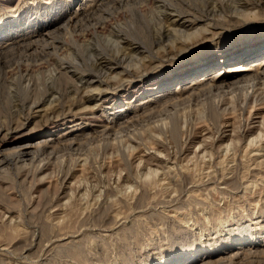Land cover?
I'll return each instance as SVG.
<instances>
[{"label": "rangeland", "instance_id": "374dc122", "mask_svg": "<svg viewBox=\"0 0 264 264\" xmlns=\"http://www.w3.org/2000/svg\"><path fill=\"white\" fill-rule=\"evenodd\" d=\"M46 1L0 0V20L33 3ZM76 1L82 0H75L72 7L76 6ZM245 1L248 2L246 6L231 4L236 7L213 13L224 23L215 27L213 35L209 33V20H203L196 29H184L182 34L170 36L155 45L154 51L165 52L179 40L189 38L174 47L172 54L162 58L163 62L152 71L155 72L153 75L169 70L173 66L171 63L182 64L190 58H198L210 51V47L225 34L238 32L241 25L254 26L259 31L264 29V0ZM154 12L158 13V8L154 7ZM231 18L237 24L228 23ZM110 29L101 36L103 48L93 44L97 46L95 58L106 57L113 63L115 52L123 55L126 51L118 42L117 30L113 33ZM132 34L128 35L129 41L145 43L144 37ZM89 38L84 43L78 42L86 45L92 41ZM67 46L59 52L63 61L73 57ZM128 56L124 64L129 68H138L148 59L145 52ZM157 64L154 62L146 71ZM50 69H46L45 76H40L49 78ZM97 70L89 65L80 72L84 79L92 75L94 80L99 77L104 84L94 83L78 91L70 90L67 95L58 87L45 98L38 93L36 96L43 99V108L39 109L57 107L59 101L63 110H70L76 116L86 118L91 111L100 116L111 103L109 99V103L105 101L100 105L101 97L106 95L104 90L110 88L111 92L113 87L112 84L108 87L105 80H117L121 71L118 68L114 71L102 69L99 73ZM89 90L98 94L93 93L91 99H87L85 95ZM263 90L245 101L244 98L241 100L243 96L238 98L239 101L228 100L221 110L231 111L235 117L238 105L244 103L247 110L243 116L246 118L252 106L258 108V102H264ZM131 98L127 97V100ZM16 108L13 121L24 122L27 109ZM91 108L93 110L89 111ZM202 110L191 111L183 117L184 127L174 143L163 139L161 133L146 123L122 132L110 142L96 138L85 141L73 154L72 151H61L57 158L44 160L40 169V163L36 161L31 165L30 161L20 163V169L14 164H2L0 264H159L173 255L187 256L194 249L201 254L208 247L226 250L224 248L231 246L226 251H233L236 243L245 237L256 242L243 247L251 245L252 248L253 245L256 249H264V240L257 242L264 239V109H253L256 114L250 125L243 117L241 120L235 118L237 121L233 120L231 126L220 130L186 127L188 122L194 124L206 118ZM49 111L39 112L40 116L28 123L26 130H33L35 121L44 123ZM0 120H6L3 114H0ZM6 128L0 127V135ZM259 255L227 257L216 264H263Z\"/></svg>", "mask_w": 264, "mask_h": 264}, {"label": "bare ground", "instance_id": "6f19581e", "mask_svg": "<svg viewBox=\"0 0 264 264\" xmlns=\"http://www.w3.org/2000/svg\"><path fill=\"white\" fill-rule=\"evenodd\" d=\"M73 2L75 0H48L41 4L36 2L0 20V114L6 118L5 121L0 120V127H7L5 133L0 135V166L14 164L19 168L18 164L30 161V165L32 162L40 163V169L44 160L57 158L61 151L68 150L73 154L85 141L96 138L110 142L117 139L122 132L146 123L161 133L163 139L174 143L181 133L183 117L201 108L206 118L194 124L188 122L186 127H210L220 130L221 127L231 126L232 121L237 118L243 119V113L247 110V106L240 103L239 111L234 117L231 111L221 110L228 100H238L243 96L241 100L244 98L245 101L264 89V29L259 31L254 26L241 25L238 32L221 36L222 38L210 47V51L204 52L198 58H190L182 64L171 63L173 66L169 70H162L157 75L152 73L163 62L164 56L172 54L174 47L184 44L189 38L179 40L165 52L158 49V52L154 51L155 45L170 36L180 35L184 29L195 28L203 20H209V33L213 35L215 27L224 24L219 22L213 13L219 12L218 9L221 12L222 9L236 7L231 4L245 5L248 3L245 0H82L76 1V6L72 7ZM107 3H112V6L106 7ZM154 7L158 8L156 14ZM83 21L87 23L84 24ZM115 21L121 22L112 26ZM228 23L233 25L237 24V21L231 18ZM109 28L113 33V30H117L118 42L122 44V48L125 46L126 51L123 55L115 52L113 63L106 57L95 58L97 46L103 48L101 36ZM132 33L144 37L145 43L129 41L128 35ZM89 37L92 41H87L86 45L79 44L78 41H86ZM65 46L72 50L73 57L63 61L59 58V52H62ZM143 52L148 54V59L138 68H129L124 64L128 55L131 57L132 53ZM154 62L158 64L152 70L146 71ZM89 65L99 69V73L102 69L114 71L118 68L121 71L117 80H105L108 87L113 85L111 92L110 88L105 86L106 95L100 99V105L111 99L105 112L98 116L91 108L88 117H79L70 110H63L59 101L57 107L39 109L41 106L43 108L42 98L57 87L62 88V94L67 95L70 90L78 91L94 83L104 84L99 77L94 80L95 76L92 75L84 79L80 70ZM50 67V77L43 78L46 69ZM64 79L66 82L62 83ZM38 93L44 97L38 98ZM93 93L98 94L89 90L85 96L91 99ZM127 97L132 98L128 101ZM258 105V108L250 105L248 117H244L249 125L256 114L254 111L264 109V102L261 100ZM16 107L27 109L24 122L13 121ZM47 110L50 111L45 122L41 124L42 121H35V128L27 131V124L35 117L38 118L39 112L44 113ZM77 120L79 122H76ZM25 165H22L23 168ZM263 240L257 242L261 243ZM255 242V239L245 237L236 243L233 251H226L231 246L223 247L226 250L208 247L201 254L198 249H194L187 256L180 253L159 264H216L224 262L227 257L256 253L260 254V262L264 264V249H256L253 245V249L251 245L242 246Z\"/></svg>", "mask_w": 264, "mask_h": 264}]
</instances>
